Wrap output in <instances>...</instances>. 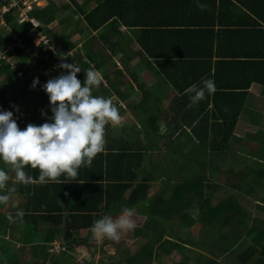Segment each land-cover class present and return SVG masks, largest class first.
<instances>
[{
	"label": "crops",
	"instance_id": "obj_1",
	"mask_svg": "<svg viewBox=\"0 0 264 264\" xmlns=\"http://www.w3.org/2000/svg\"><path fill=\"white\" fill-rule=\"evenodd\" d=\"M48 2L49 0L44 6ZM115 2L117 6L104 7L101 11L96 12L92 19H89L87 14L98 5L97 0H55L59 8L56 12L58 16L50 23V29L52 30L59 22L63 24L61 20L66 19L69 28L66 30L64 28V31L59 36L55 34V37L60 41L58 45L61 48L65 38H62V35L65 32L70 33L69 39L73 42L74 47L70 49L71 51L62 52L61 55L65 58L73 56L75 64L79 67L85 64L99 71L102 83L93 89V94L110 97L119 110L121 123L105 126V154L107 152L126 154L120 172L125 175L130 174L127 160L130 162L134 155L133 164L136 167L134 172L139 177H150V187L140 193H146L145 198L141 197V200L139 199L133 206L135 229H139L144 227L146 219L151 214L155 198L158 196L169 198L174 187L181 182L180 178L190 177V174L195 178L200 174L202 177L210 179L234 177L238 176V172H244L246 166H250L253 161H261L264 158L263 84L252 82L240 103L236 100L230 103L232 113L240 109V117L233 131L235 136L234 138L233 135L230 136L229 141L234 152L230 153L223 163L220 162V159L213 161L214 167L215 164L221 167V170L218 169L219 171L214 170L211 166L201 167L199 163V160L203 159L202 154L199 153V146L221 145L218 129H221L219 123L222 120L215 118V106L211 100L213 94L206 93L205 98L199 103L191 104V93L188 91L192 85L201 87L202 79L210 78L208 77L210 72L212 75L210 79L215 82L214 73L217 72L218 66V75L221 78L218 76L216 81L224 84L232 83L239 71L238 65L230 63L217 65V61L225 60L227 58L225 55H228V52L251 48V38H253L251 36L259 31L256 30V27L252 28L253 24L249 22L250 19H258L264 27V0H200V3L206 5L203 10L197 6L196 0L183 3L175 0H115ZM105 15H110L111 19L99 26L101 18L103 19ZM119 17H124L131 23L123 22ZM116 18L119 19V22L112 24ZM133 22H137L139 25ZM149 22H151V26H147ZM179 24L190 28H177ZM142 25L145 27L140 28L139 26ZM147 27H152L149 36H147V32H144L146 29L149 30ZM209 43L213 44L212 63H208L206 56L204 58L201 56L182 58L184 56L181 54L186 51H196L202 55L209 51ZM261 44L264 45V43ZM79 47H81L79 50L81 52L77 50ZM228 49L230 50L228 51ZM178 52L180 55L176 54ZM219 53L224 56H219ZM95 54L98 57H95ZM209 66L211 71L207 73ZM54 73V76L61 74ZM3 75L0 77L6 78L7 75ZM5 81L7 82L6 79ZM236 83L239 81L237 80ZM32 93L34 94V92ZM40 97L43 98L41 95ZM45 97H47V101L44 103H50L48 95ZM206 114L208 115L206 116ZM47 118L43 115L40 119L36 118V121L40 125L45 120L47 121ZM34 119L32 118L30 123ZM146 126H151L150 131H146ZM247 134L252 139L251 141L246 139ZM244 146L250 148V151L247 152ZM131 153L133 155L129 156ZM139 153H142L143 156H139ZM110 158H112L111 155H108V159ZM138 160L143 163L142 166L136 165ZM0 167H4L10 176L8 185L3 191L13 189L9 192V202L6 205L0 204V214L4 213L7 216L9 226L12 224L22 225V216L31 212L34 206L38 208L46 206L45 200L48 201V199L50 200L48 206L52 207L60 205L67 209L73 205L65 202V199L68 198L64 190L52 192L48 191L46 187L37 192L39 201L35 205L31 199L35 189L33 186L35 181H38L34 178L32 184L23 185L15 180L10 165H5L0 161ZM85 167L81 166L78 170V176L76 180H73L74 182L71 181V178L65 179L62 176L49 183H79L78 181L99 183L103 178L105 198L106 185L109 183V174L106 172L105 166H103L105 172L103 171L102 174L99 166L91 172H87ZM255 168L257 169L258 166L255 165ZM27 169L28 167L25 170ZM35 170L36 172L33 174L39 175V170ZM112 170L119 171V166ZM255 171L249 173L250 177H248L249 184L256 187L253 192L251 188L250 196L256 199V203L264 202L261 199L264 198L262 193L264 185L259 182L258 174ZM106 174L108 175L106 176ZM100 175H105V177H100ZM256 178L257 181H255ZM30 187H32L31 191ZM72 188L76 192L81 190L75 189L71 185ZM81 191L87 195V203H89L87 206L104 207V199L99 198V196L101 197L99 189L89 193ZM125 208H127L125 205L115 207L109 210L108 214L116 218ZM255 208L253 211L258 210V212H253L254 215L264 217V210ZM18 210L23 211L20 218L15 217ZM68 220L66 219L63 225H67ZM40 225L44 234L42 240L52 244L49 242V240L51 241L50 235H59L57 240H60L59 244L64 245L62 236L54 230V227L60 225L59 222L44 221ZM135 229L128 233L138 237H135L136 239L150 235L146 228L143 233L136 235ZM10 230L7 229L9 232L6 233V238L17 242L21 247L23 244L19 240V232L14 237V234H10ZM80 234L82 237L88 235L90 246H78L76 251L72 252L75 257L79 251L78 248L86 252L93 247L95 242H98L93 237L91 229H82ZM106 240H104L106 245L103 247L107 251H112L106 247ZM109 242L110 240H108ZM13 247L16 246L13 245ZM50 248L51 246L48 251ZM96 250L97 248L92 252H96ZM100 250L103 252L102 247ZM55 252L58 251L56 250L52 254ZM78 254L87 256L80 252Z\"/></svg>",
	"mask_w": 264,
	"mask_h": 264
},
{
	"label": "trees",
	"instance_id": "obj_2",
	"mask_svg": "<svg viewBox=\"0 0 264 264\" xmlns=\"http://www.w3.org/2000/svg\"><path fill=\"white\" fill-rule=\"evenodd\" d=\"M97 1L98 5L87 14L89 19H92L93 15L104 9V7L110 5L117 6L115 0ZM175 1L183 3L185 1L192 2L193 0ZM67 6L69 8V5ZM58 10L59 8L55 0H49L46 6L37 8L32 13L41 18L44 22L51 23L57 18L56 16H58V14H56V12ZM8 19L11 20L9 23L12 25V30L14 32H23L30 28L29 23L21 25L12 22V17L10 15ZM110 19V15H105L103 19L101 18L99 26L108 22ZM119 19L123 22L131 23L124 17H119ZM119 19L116 18L112 24L114 22H119ZM65 20L66 19L63 18L61 22L64 24L66 22ZM133 23L139 25L137 22ZM249 23L253 24L251 25L252 28L256 27V30L259 31L254 36H251L253 38L250 37L252 41L251 48L228 52V55H225L227 57H225V60L221 59L217 61V65L221 63L238 65L239 71L234 78L235 81L233 80L230 84L216 81L219 76V66L217 67V72L214 73V78H216V91L213 93V98H211V100H213L215 106L216 120H222L219 123L221 129H218V132L220 131L218 137L221 138V145H201L198 147L199 153L202 154L203 158L199 160L201 167L211 166L214 170H221L219 165L215 164V167L213 166V161L215 159H220V162L223 163L229 157L228 155L234 152L232 146L229 145V141L230 136L233 135V138L235 136L233 131L240 117V109L232 113L230 103L235 100L240 103V100H242V97L248 92L252 82H258L264 85V45L262 46L261 44L264 43V27L258 19H250ZM150 24L151 22L147 23V26H151ZM189 25H191V23H189ZM178 26L177 28H190L183 27V25L180 24ZM139 27L142 28L145 27V25ZM139 27L136 26V28ZM147 28H149V30L146 29L144 32H147V36H149L150 28L152 27ZM5 35L9 36L10 32H6ZM70 35V33L66 32L62 35V38L65 37L63 39V47L53 51L40 50L34 58L28 54H23L20 49H16L15 55L18 57V60L21 59L23 62L34 60L35 63H43V68H47L44 74H41L42 76L39 80L40 84L35 88H29L35 94L34 98L30 100V107L18 113L16 109L17 107L19 108V95L27 92L26 88L28 85H32V82L30 79H23L21 83L19 82V92L13 95V98H11L10 92H6L4 88L5 83L0 82V108L6 109L9 105H13L14 108L12 111L15 112L14 117L17 119L18 126L21 129H24L27 124L31 122L32 118H37L36 114L38 113L37 103L39 96L45 92L41 86L50 79L47 73L53 72L54 70L59 73L65 71L60 67L54 69L53 66L56 64L58 56L62 52L69 51L74 47L73 42L69 39ZM55 39H53V43L56 45ZM229 50L230 49H228V51ZM176 54L180 55V52ZM224 54H226V52H224ZM213 55L212 43H209V51L202 53V55L196 51H186L181 54V56H184L182 58H197V56L204 58L206 56L205 58L208 60L209 64L212 63L211 60ZM222 55L223 54L219 53V56ZM95 57H98V55L95 54ZM64 61L75 64V58L73 56L66 57ZM22 68L23 72L26 73L27 71L24 65ZM80 68L81 72L77 73V78L81 80L83 85L86 76L84 71L89 68L93 69V67L82 64ZM210 71L209 66L207 73ZM2 74L7 75L5 78L7 81L14 80L17 82L20 79L17 71L12 69L8 63H3L2 66H0V75ZM211 76L210 72L208 77L211 78ZM219 78H221V76H219ZM237 80L239 83H236ZM45 95H47L46 92ZM32 103H34L35 106H33ZM207 115L208 114H206V116ZM150 127L151 126H146L147 132L150 131ZM246 151L249 152L250 148H246ZM119 153L107 152V154H105L103 150L102 153H99L93 159L90 166L85 167L87 172H91L96 170V167L99 166L102 174L104 171L103 166H105L106 172L109 174V183L106 185L107 192L105 198V184L103 178L99 183H96V181H78L79 183L63 182L57 184H40L35 181V185L33 186V189H35L31 199V202H34L35 205H37L39 201L36 195L37 192L45 187L48 191L52 192L64 190L68 198L65 199V202L72 203L73 205L67 209L60 205L52 207L48 206V201L50 200H45V203H47L46 206L44 203V206L41 208L34 206L31 212L29 211L22 216V225L12 224L9 226L7 216L4 213L0 214V264H3V262H6V264H48V262H50V264L90 263V261L79 263L76 260L77 256L75 257L72 255V252H75L78 246H90L88 235L82 237L80 231L82 229H92L95 220L104 215H109L108 211L115 207L117 208L125 205L127 208H133L138 200L146 195V193H140L148 190L150 187V177H139L137 173L134 172L136 168L133 164L135 156L132 153L129 154V156L133 155L132 160L130 162L127 160V168L130 174L125 175L120 173L126 154ZM108 155H111L112 158L108 159ZM139 156L142 157L143 154L139 153ZM136 165L142 166L143 163L138 160ZM255 165L258 166L257 169ZM117 166H119V171L112 170ZM254 170H256L255 172L258 174L257 178L259 181H262L264 184V158L261 161H253L250 166H246L244 172H238V176L234 177H215L214 179H210L202 177L200 174L195 178L190 174V177L181 178V182L174 187L169 198L163 196L155 198L152 206L153 210L146 219L144 227L135 229V234L139 235L143 233L146 228L149 230L150 236L148 235L149 238L145 240L141 248L136 249L134 254L126 257V263L151 264L152 261L156 262L157 258H160L162 254L165 255L163 252L167 253L162 248L163 244H160L167 243L182 255L181 259L175 264H264V217L255 216L253 213L254 207H256L255 209L264 210V202L256 203V199L250 196L256 187L248 182V177H250L249 173L254 172ZM26 172L35 179L38 177L37 173L33 174L36 172L35 169L28 167ZM108 174H106V176ZM100 177H105V175H100ZM257 178L255 181L258 180ZM78 179L82 180L81 178ZM71 185L75 189L79 188L84 190L86 193L99 189L101 195L99 198H101V200L104 199V207L97 206L94 208L87 206V204H89L87 203V195L83 194L81 190L76 192L73 188L71 189ZM31 189L32 187H30V191ZM54 198L57 200L56 197ZM261 199L264 201L263 197ZM15 217L20 218L17 214H15ZM66 219H69L68 224L63 225ZM44 221L59 222L60 225L54 227V230L62 236L66 250H60L59 253L55 252L54 254H49L48 248L51 244L44 242L40 243V245H36L34 243L37 238L44 237L40 225V223ZM195 223L202 224L208 231L207 236L200 240V251L196 249V247H198L196 238L191 235L189 231ZM8 228L11 229L10 234H14V237L16 233L19 232V240L23 244L19 247V250L13 247L9 239L6 238V233L9 232L7 231ZM49 242L51 241L49 240ZM106 243H108V240H106ZM103 251H105V248H103ZM29 252L31 255L30 259L28 257Z\"/></svg>",
	"mask_w": 264,
	"mask_h": 264
},
{
	"label": "clouds",
	"instance_id": "obj_3",
	"mask_svg": "<svg viewBox=\"0 0 264 264\" xmlns=\"http://www.w3.org/2000/svg\"><path fill=\"white\" fill-rule=\"evenodd\" d=\"M196 3L202 10L206 7L200 0ZM45 23L51 28L50 23ZM50 28L48 31L53 40ZM54 47L56 50L55 44ZM59 56L63 57V62L58 67L65 71L41 86L49 97L52 112L46 122L40 125L28 123L21 129L13 111L0 108V161L11 166L15 180L23 185L34 182L26 167L39 170L36 180L41 184L56 181L62 176L76 180L81 166H90L93 159L103 152L105 126L121 123V115L112 99L93 94V89L102 83L99 71L92 68L84 71L86 76L82 85L77 78L81 68L64 61L65 56ZM3 63L11 66L9 62ZM38 84L40 81L36 77L31 87ZM201 84V87L192 85L188 89L191 104L199 103L206 93L211 95L216 91L215 82L210 78L202 79ZM42 115L47 116V113L42 112ZM9 179V172L0 167V204L6 205L10 199L9 192L13 191H3ZM134 213V208H125L116 218L104 215L95 220L91 229L93 237L98 242L105 239L119 241L123 234L135 229ZM17 215L22 216L23 211L18 210Z\"/></svg>",
	"mask_w": 264,
	"mask_h": 264
},
{
	"label": "rangeland",
	"instance_id": "obj_4",
	"mask_svg": "<svg viewBox=\"0 0 264 264\" xmlns=\"http://www.w3.org/2000/svg\"><path fill=\"white\" fill-rule=\"evenodd\" d=\"M64 28H65V30H66V28L68 29L69 24L67 25L66 22H65V24H61L59 22V24H57V26H54V28L52 29V35L55 36V34H57V36H59L61 34V32L64 31ZM54 36H53V39L56 38V37L54 38ZM58 44H60V41L56 40V47L57 48H59ZM80 48L81 47H79L77 50L79 51ZM79 52H81V51H79ZM12 59L14 61V64L10 67L12 69H15L16 71H18V75L20 76V79L17 82L14 80L6 82L4 80L5 78L0 77V82L5 83L4 88H5L6 92L11 93V98H13V95H15L19 92L18 89L20 88V83H21V81H23V79H30V81L33 83L34 78L38 77L40 80L41 76L44 74L45 70H47V68H43V63H41V65H40V63H35L34 60L23 62V61H21V59L18 60V57L15 54L12 56ZM20 62H21V64H20ZM23 65L26 68V71H27L26 73L22 71ZM58 65H59L58 63L54 64L53 68L56 69L58 67ZM21 72H22V74H21ZM54 72L57 73L56 70H54L53 72H50L51 74L49 72L47 73V75L50 79L60 75V74H57L56 76H54V74H55ZM30 87H31V85H28V87L26 88L27 92L29 90L28 93L25 92V93L19 95V97H20L18 99L19 111H17V109H16L17 113L30 107V105H31L30 100H32L35 96V94L32 93V90L29 89ZM41 96L43 98L40 97L38 100L37 108H39V111L36 114V117H37V119H40L43 116L42 115V112H43V113H47V117L49 118L52 115V112L50 109V103H44L45 101H47V97H45V92L42 93ZM37 99H38V96H37ZM32 105L35 106L34 103H32ZM13 108H14L13 105H9V107H7L6 109L12 111ZM13 113H15V112H13ZM37 119H34V121L32 123L38 125V123L36 121ZM246 139H248V141L252 140L250 138L249 134H247ZM244 147H246V146H244ZM259 182L261 184H263L262 181H259ZM262 193L264 195V190L262 191ZM256 212H258V210L254 211V213H256ZM189 231H190L191 235H193L196 238L197 243H198V247H196V249L198 251H200L201 250L199 247L200 246V244H199L200 240L204 239L208 234L206 227L203 226L202 224L195 223L189 229ZM149 236H142V237H140V239H136L138 237L132 236L131 234H129L127 232V233L122 235V237L119 241H110L109 243H107L106 247H109L110 250H112V251H107L105 249V251H103L105 253L101 252L100 247L105 248L103 246H105L106 244L103 243V241L102 242H95L93 244V247L90 248L89 251L86 250V252H85L84 250L82 251V249L78 248L79 251L77 252L76 260L79 263H85L87 261H90V263H87V264H127L126 263V257L134 254L136 249L141 248L143 246L145 240L148 239ZM58 237H59V235H56V236L50 235V239H53V240H51V242L58 245L59 241H60V240H57ZM44 242H46V240H42L41 238H37L35 241V244L40 245V243H44ZM10 244H12V246L15 245L17 250H19L18 247L20 245L17 244V242L15 243V241L14 242L10 241ZM162 244H163L162 248L169 254L163 252L165 255L162 254L160 258H157L156 262L152 261L151 264H175V263H177L178 260L181 259V256H182L181 253L175 251L167 243H161L160 245H162ZM95 248H97V250H96L97 254L94 251L92 252V250H94ZM79 252L81 254H84L87 256H85V257L82 256V258H81V255L78 254ZM50 253L51 252H49V254ZM57 253H59V251ZM28 257H29V259L31 258L30 252L28 253ZM88 257H90V258H88ZM222 263H224V262H222ZM3 264H6V262H3ZM62 264H64V263H62Z\"/></svg>",
	"mask_w": 264,
	"mask_h": 264
},
{
	"label": "built area",
	"instance_id": "obj_5",
	"mask_svg": "<svg viewBox=\"0 0 264 264\" xmlns=\"http://www.w3.org/2000/svg\"><path fill=\"white\" fill-rule=\"evenodd\" d=\"M47 0H1L0 4V65L5 61L11 66L14 64L12 56L16 49H20L23 54H28L34 58L40 50L53 51L55 49L51 34L48 29L50 26L32 12L45 5ZM18 24H30V28L23 32H14L11 21ZM10 32V35H5ZM29 40V41H27ZM63 57L59 56L57 63L63 62ZM22 74V72H21ZM66 250L62 244H51L49 252ZM82 258V255H81ZM50 264V262H48Z\"/></svg>",
	"mask_w": 264,
	"mask_h": 264
}]
</instances>
